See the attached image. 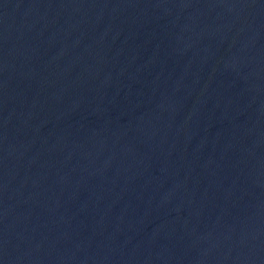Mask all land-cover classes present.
Returning a JSON list of instances; mask_svg holds the SVG:
<instances>
[{"label": "water", "instance_id": "obj_1", "mask_svg": "<svg viewBox=\"0 0 264 264\" xmlns=\"http://www.w3.org/2000/svg\"><path fill=\"white\" fill-rule=\"evenodd\" d=\"M0 264H264V0H0Z\"/></svg>", "mask_w": 264, "mask_h": 264}]
</instances>
